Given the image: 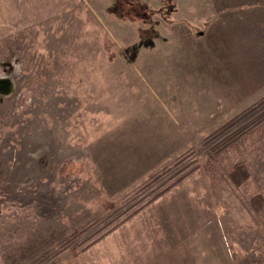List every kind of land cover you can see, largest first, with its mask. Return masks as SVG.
I'll return each instance as SVG.
<instances>
[{
	"label": "rangeland",
	"instance_id": "1",
	"mask_svg": "<svg viewBox=\"0 0 264 264\" xmlns=\"http://www.w3.org/2000/svg\"><path fill=\"white\" fill-rule=\"evenodd\" d=\"M242 4L0 0V264H254L264 43L238 41Z\"/></svg>",
	"mask_w": 264,
	"mask_h": 264
},
{
	"label": "crops",
	"instance_id": "2",
	"mask_svg": "<svg viewBox=\"0 0 264 264\" xmlns=\"http://www.w3.org/2000/svg\"><path fill=\"white\" fill-rule=\"evenodd\" d=\"M254 5L246 7L252 9L250 12H243L241 8H245L248 4L238 5V41L247 38H258V43H264V0H253ZM229 23L227 21L226 25ZM257 23V25L255 24ZM232 25V24H229Z\"/></svg>",
	"mask_w": 264,
	"mask_h": 264
},
{
	"label": "trees",
	"instance_id": "3",
	"mask_svg": "<svg viewBox=\"0 0 264 264\" xmlns=\"http://www.w3.org/2000/svg\"><path fill=\"white\" fill-rule=\"evenodd\" d=\"M254 264H264V250L260 252L259 256H257V259H255Z\"/></svg>",
	"mask_w": 264,
	"mask_h": 264
}]
</instances>
